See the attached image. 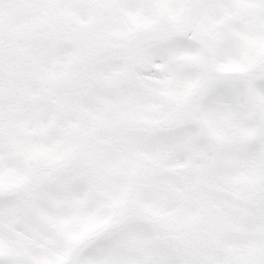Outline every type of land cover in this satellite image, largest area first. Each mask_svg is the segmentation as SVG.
I'll return each mask as SVG.
<instances>
[{"label": "snow or ice", "instance_id": "6c2138e0", "mask_svg": "<svg viewBox=\"0 0 264 264\" xmlns=\"http://www.w3.org/2000/svg\"><path fill=\"white\" fill-rule=\"evenodd\" d=\"M0 264H264V0H0Z\"/></svg>", "mask_w": 264, "mask_h": 264}]
</instances>
